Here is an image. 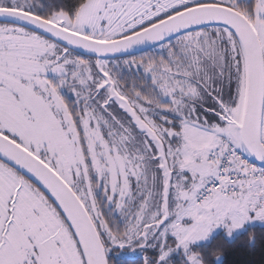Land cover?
I'll list each match as a JSON object with an SVG mask.
<instances>
[{
	"label": "snow or ice",
	"instance_id": "1",
	"mask_svg": "<svg viewBox=\"0 0 264 264\" xmlns=\"http://www.w3.org/2000/svg\"><path fill=\"white\" fill-rule=\"evenodd\" d=\"M0 264H264V0H0Z\"/></svg>",
	"mask_w": 264,
	"mask_h": 264
},
{
	"label": "trees",
	"instance_id": "2",
	"mask_svg": "<svg viewBox=\"0 0 264 264\" xmlns=\"http://www.w3.org/2000/svg\"><path fill=\"white\" fill-rule=\"evenodd\" d=\"M255 259H256V260H259V257L257 256Z\"/></svg>",
	"mask_w": 264,
	"mask_h": 264
}]
</instances>
